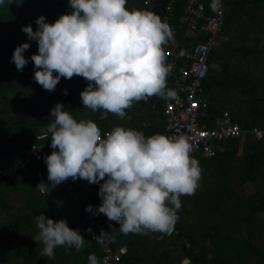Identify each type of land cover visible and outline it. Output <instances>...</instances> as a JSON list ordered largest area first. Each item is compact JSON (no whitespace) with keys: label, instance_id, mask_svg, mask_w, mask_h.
<instances>
[{"label":"trees","instance_id":"1","mask_svg":"<svg viewBox=\"0 0 264 264\" xmlns=\"http://www.w3.org/2000/svg\"><path fill=\"white\" fill-rule=\"evenodd\" d=\"M142 1L128 0L127 7L142 10ZM187 1L177 0L175 17L182 14ZM200 1L207 17L223 10L226 21L222 33L229 36L211 54L215 66L204 82L210 113L219 117L228 111L245 131L246 140H229L225 151L213 158L194 157L203 169L200 187L194 195L181 197L179 220L171 234H123L119 224L101 214L96 233L112 234L109 246L122 253L116 264H174L179 260L176 254H181L182 260L189 259L188 264H264V136L256 134V130L264 132V0H219L215 11L213 0ZM69 11L68 0H12L0 7V91L4 93L0 100V155L6 158L0 170V264H89V254H94L100 264H114L104 263V247L87 233L86 226L79 231L83 208L69 191L56 186L49 189L48 196L36 190L40 181L50 182L46 163L37 161L30 149L51 141L50 134L42 137V131L57 103L77 120L95 121L102 134L116 126L125 127L124 120H101V113L83 108L80 93L87 87L83 78H62L55 91H47L35 82L31 60L23 72L11 62L19 42L28 40L22 26L31 24L35 31L39 17L54 23ZM208 36L205 33L194 41ZM166 91L173 93L168 84ZM164 99L153 96L135 103L127 114L134 122L125 128L138 127L147 137L164 134ZM15 105L24 113L13 119L9 116ZM241 146L242 156L238 157ZM18 152L21 163L13 165L10 160ZM76 182L71 180L74 185ZM247 182L253 186L250 194L244 192ZM99 188L97 185L84 198V206L99 208ZM41 214L54 221L66 220L70 229L84 237L82 250L58 247L54 260L42 256L43 244L32 239L38 235L36 216Z\"/></svg>","mask_w":264,"mask_h":264},{"label":"clouds","instance_id":"2","mask_svg":"<svg viewBox=\"0 0 264 264\" xmlns=\"http://www.w3.org/2000/svg\"><path fill=\"white\" fill-rule=\"evenodd\" d=\"M12 0H0V7ZM128 0H68L70 11L54 23L46 17L22 26L29 40L38 44L31 56L34 80L47 91H55L61 79L79 76L87 82L80 93L83 108L101 113L106 120L114 114L130 119L127 110L150 97L171 96L167 77L171 71L163 54L172 36L169 25L159 15L129 9ZM219 0L211 5L215 11ZM31 45L14 50L11 62L23 72L29 60L24 53ZM55 73V75H54ZM67 95V90H64ZM51 121L42 131L50 134L53 151L46 156L47 179L36 190L50 195L60 183L71 178L100 185L101 205L85 211L103 214L120 225L123 234L169 233L179 220L181 197L192 196L200 187L202 167L191 157V145L184 137L163 134L146 137L142 132L114 127L103 133L91 119L77 120L62 103L51 110ZM103 182V183H101ZM42 256L55 259V250L74 248L80 252L84 237L70 229L66 220L36 216ZM89 264H100L89 254Z\"/></svg>","mask_w":264,"mask_h":264},{"label":"built area","instance_id":"3","mask_svg":"<svg viewBox=\"0 0 264 264\" xmlns=\"http://www.w3.org/2000/svg\"><path fill=\"white\" fill-rule=\"evenodd\" d=\"M176 4L177 0L142 1V10L159 15L172 32L171 39L163 51L166 63L171 65L167 84L173 90V95L166 96L162 103L165 128L163 135L172 138L184 137L191 145L192 158L199 155L213 158L218 152L225 151L229 140L242 139L245 134L228 111H224L219 117L213 116L204 93V82L214 67L211 54L229 39L228 35L222 33L226 19L223 10H219L215 16L207 17L205 5L200 0H188L183 6L182 14L177 18ZM202 20L205 22L202 23ZM205 33L209 34L206 39L194 41ZM256 132L260 134L259 137L264 136L263 131ZM50 145L51 141L34 144L30 152L37 161L45 162L46 152L53 151ZM15 159L18 160V164L21 163L19 152ZM5 160L6 158L0 155V170ZM71 180L69 178L58 186L69 191L71 198L83 208L78 219L79 231L82 232V225L86 226L87 233L104 247L106 254L104 263H118L121 261L122 253L121 250L115 251L109 246L108 241L112 234L96 233L102 215L85 211L84 198L97 185L89 184L83 179H77L74 185ZM96 209L94 208V212Z\"/></svg>","mask_w":264,"mask_h":264},{"label":"rangeland","instance_id":"4","mask_svg":"<svg viewBox=\"0 0 264 264\" xmlns=\"http://www.w3.org/2000/svg\"><path fill=\"white\" fill-rule=\"evenodd\" d=\"M23 43H29L30 45H31V47H30V49L29 50H26V52L24 53V55H25V58L26 59H28V60H31L30 58H31V56L32 55H34V54H38V44H37V42L36 41H34V40H26V41H20L19 42V45H21V44H23ZM34 64V63H33ZM215 66V65H214ZM57 89V88H56ZM60 95H62V93H59V96ZM3 96H4V93L3 92H1L0 91V100H2L3 99ZM56 97H58V95L56 96ZM58 99V98H57ZM20 107V106H19ZM19 107L18 106H14V107H12V111H11V114L12 115H10L9 117H12L13 119H15V118H18V117H20V116H22L23 115V111H22V109H19ZM16 108H18V110L16 111ZM97 113V112H96ZM98 114H99V112H98ZM114 116V114H109L108 115V118H110V117H113ZM107 118V119H108ZM256 134L259 136L260 134L259 133H257L256 132ZM263 135H264V133H263ZM246 134H244V137L241 139V141H242V143L246 140ZM242 145V144H241ZM16 155H17V153L14 155V156H12V160H10L12 163H13V165H18V160H16L15 159V157H16ZM242 156V146H241V149H239V153H238V157H241ZM10 168V167H9ZM244 192L245 193H247V194H250V193H252L253 192V186H252V184H251V182H247L246 184H245V187H244ZM155 238V237H154ZM170 248H172V247H170ZM175 257H177V259H179V260H177V262H175V264H183V261H184V259L182 260V256L179 258V255L178 254H176L175 255Z\"/></svg>","mask_w":264,"mask_h":264},{"label":"crops","instance_id":"5","mask_svg":"<svg viewBox=\"0 0 264 264\" xmlns=\"http://www.w3.org/2000/svg\"><path fill=\"white\" fill-rule=\"evenodd\" d=\"M127 114H129V110L127 111ZM129 117L131 116V115H128ZM156 118H158V114L156 115ZM120 118L119 117H117L116 115H114L113 116V122L114 123H117V121H120L119 120ZM157 120V119H156ZM161 120V118L159 117V121ZM134 121H133V117H130V119H125L124 120V125H130L131 123H133ZM144 124H146L145 123V121H144ZM125 126V127H126ZM132 129H135V130H138V131H140V132H142V133H144V130H142V129H140V128H138V127H131ZM147 137V136H146ZM101 183H103V182H101ZM155 238H158V239H161L160 237H158V236H156Z\"/></svg>","mask_w":264,"mask_h":264},{"label":"water","instance_id":"6","mask_svg":"<svg viewBox=\"0 0 264 264\" xmlns=\"http://www.w3.org/2000/svg\"><path fill=\"white\" fill-rule=\"evenodd\" d=\"M150 235H152V234H150ZM152 236L156 237V235H152ZM160 238H162V236H160ZM189 262H190L189 259H184L183 264H188Z\"/></svg>","mask_w":264,"mask_h":264},{"label":"flooded vegetation","instance_id":"7","mask_svg":"<svg viewBox=\"0 0 264 264\" xmlns=\"http://www.w3.org/2000/svg\"><path fill=\"white\" fill-rule=\"evenodd\" d=\"M179 255V258L181 257V254H178ZM175 264V263H174Z\"/></svg>","mask_w":264,"mask_h":264}]
</instances>
